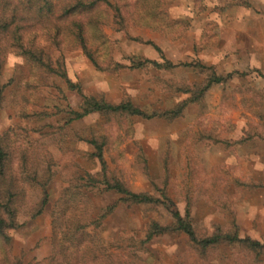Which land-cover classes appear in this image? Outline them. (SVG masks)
Here are the masks:
<instances>
[{"label":"rangeland","instance_id":"1","mask_svg":"<svg viewBox=\"0 0 264 264\" xmlns=\"http://www.w3.org/2000/svg\"><path fill=\"white\" fill-rule=\"evenodd\" d=\"M120 1L127 10L126 28L115 23L112 10L101 2L88 11L93 21L84 27V34L105 63L121 66L96 68L68 33L59 35L58 48H46L54 58L63 57L67 76L80 84L84 94L102 96L111 103L129 96L143 109H163L183 98L169 91L166 81L203 78L189 66L172 71L133 69L128 67L131 55L159 61L163 55L176 63L199 60L221 75H233L208 90L203 107L190 104L173 121L133 117L113 128L103 116L91 114L72 122L61 136L53 126L63 125L66 110L81 102L80 94L59 77L44 78L43 93L33 95L26 111L49 115L30 120L21 116L23 107L15 104L14 89L22 77L28 78L30 66L0 34L6 58L1 82L8 83L0 109V135L28 153L29 165L49 158L55 172L41 213L29 217L21 212L19 227L8 231L10 240L0 237V264H55V259L74 264L77 254L90 247L98 258L90 257V264L104 263L109 257L118 264H264V78L256 71L264 74V0H247L248 7L233 0ZM30 8L21 22L24 37L42 41L46 32H52L53 18L37 16ZM125 126H131L127 133ZM92 131L106 133V162L131 190L155 194L158 186L165 185L180 212L188 207L199 234L209 235L217 226L233 230L235 225L240 236L258 240L262 248L254 251L221 243L201 252L183 234H174L157 236L141 250L132 240L143 238L148 220L165 224L170 216L158 207L118 204L88 246L65 256L52 213L75 172L98 169L90 158V146L75 137ZM201 134L212 137L207 141ZM215 138L232 140L233 145ZM19 161L20 154L14 151L15 172ZM88 196L93 212L118 198L102 189ZM26 197L35 203L41 194L36 189Z\"/></svg>","mask_w":264,"mask_h":264},{"label":"trees","instance_id":"2","mask_svg":"<svg viewBox=\"0 0 264 264\" xmlns=\"http://www.w3.org/2000/svg\"><path fill=\"white\" fill-rule=\"evenodd\" d=\"M103 2L113 12V19L120 28H126L127 10L120 0H0V34L6 37L11 50L22 57L30 66V75L27 79L21 78L19 88H15V104L22 106L21 116L30 120L32 116H47L46 112H27L26 104L36 93H43V84H47L51 77L62 79L67 88L76 90L81 96V102L76 108H68L64 115L62 126H53L54 132L58 131L65 135L67 126L76 120H80L91 114L103 116L113 128L121 121L131 120L133 117L143 119L162 118L166 121H173L184 115L190 104H203V97L215 84H223L233 75L226 76L216 72L214 66L207 65L199 60L195 62H172L161 55V61L142 58L139 55L129 57V66L133 69H151L172 71L179 66H189L198 74H202L201 81L188 82L185 79L166 81L165 85L169 91L183 95V98L171 107L163 109L146 110L135 104L129 96H124L117 103H111L102 96L86 95L83 93L79 83L72 82L65 71L64 59L61 55L55 58L51 55L47 46L55 49L60 46V34L68 33L82 49L84 55L98 69L114 70L121 64L114 62L105 63L100 58L97 51L93 50L85 36L84 27L90 25L93 17L88 13L90 8ZM234 4L248 7L247 0H233ZM37 16H44L52 19L54 23L52 29L46 32L47 37L42 41L26 39L23 33L22 21L28 18L27 9H31ZM79 15L80 18H77ZM87 17L83 21L81 17ZM45 46H43V45ZM156 49L161 52L160 48ZM0 47V109L4 99V90L8 83L1 82V75L5 64V56ZM259 76L264 78V74L256 69ZM44 78L46 81L44 82ZM48 91V90H47ZM202 106V105H201ZM203 107V106H202ZM121 125V124H120ZM131 126H125L127 133ZM52 130V131H53ZM116 132H118L116 130ZM55 135V134H53ZM75 137L86 142L91 151L89 153L92 161L98 166L95 171L81 170L75 172L69 179L68 185L64 188L62 196L57 200L52 213V224L56 235L63 242L61 252L66 256L72 254L77 248L82 250L86 243L90 242L92 236L98 235L107 218L114 212L118 204L133 206L158 207L166 211L170 216V222L161 224L155 219L148 220L144 229L143 238L132 240L138 249L144 250V245L153 238L162 235L183 234L187 238L190 246L201 252H206L221 243L233 244V246H244L249 250L257 251L262 248L258 240L250 237H242L238 229L233 225V230H225L217 226L211 234L203 235L195 229L192 223L190 210L188 207L182 213L176 206L174 200L169 195L167 187H157V193L148 191H133L111 170L106 162L104 151L108 144L106 133L92 131L83 137L75 134ZM207 141L212 137L210 134H201ZM220 139V140H218ZM215 142L221 141L227 146L233 145L232 140L215 138ZM14 151L20 154L19 166L13 170L12 155ZM29 155L18 146H13L6 135H0V237L6 241L10 240L8 231L19 227V217L21 212L29 217H35L41 213L49 197L48 185L50 184L54 170L50 159L46 158L42 162L29 165ZM39 189L40 201L32 203L26 197L31 190ZM109 190L118 195L116 201L107 204L97 212H93L90 207L88 194L96 190ZM88 246V245H87ZM97 252L91 247L88 251L80 252L78 260L74 259V264H90L89 258H98ZM55 264H62L55 259ZM92 264H118L109 257L104 263Z\"/></svg>","mask_w":264,"mask_h":264}]
</instances>
